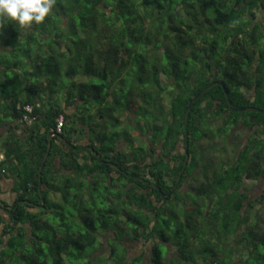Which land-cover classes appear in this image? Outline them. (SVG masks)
Segmentation results:
<instances>
[{
  "label": "trees",
  "instance_id": "16d2710c",
  "mask_svg": "<svg viewBox=\"0 0 264 264\" xmlns=\"http://www.w3.org/2000/svg\"><path fill=\"white\" fill-rule=\"evenodd\" d=\"M260 7L264 0H55L30 27L0 18V110L24 137L0 159L19 188L10 207L0 203L13 211L0 207V264H95L103 236L115 264H143V252L126 256L133 241L148 245L149 264H264V230L251 213L264 205V114L231 109L221 85L190 107L189 156L167 195L195 95L221 81L233 106L264 109ZM50 131L73 147L51 137L39 182ZM87 132L98 157L74 148ZM212 149L221 157L209 158Z\"/></svg>",
  "mask_w": 264,
  "mask_h": 264
},
{
  "label": "rangeland",
  "instance_id": "374dc122",
  "mask_svg": "<svg viewBox=\"0 0 264 264\" xmlns=\"http://www.w3.org/2000/svg\"><path fill=\"white\" fill-rule=\"evenodd\" d=\"M256 15H257V12H256ZM161 80L165 81V80L162 79V77H161ZM165 83H167V82L165 81ZM163 97L164 98H162V102H163L164 106L167 107L168 99L165 96H163ZM157 107L159 108V106H157ZM231 133L233 135H236L235 137H237L239 140L240 139L244 140V138L246 137V132L242 131L241 127H239V128L233 127L231 129ZM227 141H229V139ZM122 143H123V140L121 139L119 141V145L122 144ZM227 143H228L227 146L231 147V144L229 142H227ZM208 144H209V141L208 142L207 141H203L202 146L206 147ZM211 144H214V146L216 148L219 147V145H218L219 143H217L216 141L211 142ZM229 149H227L226 151H231ZM224 153H225V151H224ZM224 153L220 152V155H223L224 157L228 156L227 154H224ZM218 154H219L218 151L212 149L211 152H210V157L209 158L216 160L217 157H221V156H218ZM195 183H196V181H194V180L186 181L185 188L186 189H188V188L191 189ZM243 187H245L248 192H251L252 195L255 194V193H258V189H259L258 185L254 186L252 188V187H250L249 183H246ZM251 213H252V216H255V218L257 220L258 229L259 230H264V205L256 204L254 209H252ZM105 238L106 237H104V236L102 238H100L101 239L100 241H103L104 244H103V246L101 245L100 248H98L92 255V257L97 258V259L99 257L101 258V259H98V261L95 264H115V261L119 258V256L116 255L115 258H113V261L111 259H108V256L110 255L109 254V246L106 244V242H105L106 239ZM124 244L128 248V250L126 252L127 258H132V257L138 255L140 252H143V253H145L144 256H143V258H144L143 259V264H149L150 259H149V255H148L149 254L148 245L144 246L141 242H136V241L125 242ZM168 247L170 248V246H168ZM89 249H91V248L86 249V251H88ZM118 254H119V252H118ZM167 257L171 258L172 257V253L171 254H167L163 258V260L165 261ZM105 261H107V263ZM135 264H138V263H135ZM139 264H141V262ZM193 264H199V263L198 262L197 263L194 262Z\"/></svg>",
  "mask_w": 264,
  "mask_h": 264
},
{
  "label": "crops",
  "instance_id": "0c3cea01",
  "mask_svg": "<svg viewBox=\"0 0 264 264\" xmlns=\"http://www.w3.org/2000/svg\"><path fill=\"white\" fill-rule=\"evenodd\" d=\"M18 138L17 145L23 143V133L21 130V123L17 119H14L10 114L4 115L0 110V156L5 154L6 149L9 148V143L15 141ZM14 144V143H13ZM26 145V144H25ZM23 145V149H25ZM13 156L6 161L10 165H16L15 160H12ZM31 156L27 157V160ZM18 176L16 173L8 174L1 173L0 171V203L5 207H10L14 202L19 188L17 186Z\"/></svg>",
  "mask_w": 264,
  "mask_h": 264
},
{
  "label": "water",
  "instance_id": "95a60500",
  "mask_svg": "<svg viewBox=\"0 0 264 264\" xmlns=\"http://www.w3.org/2000/svg\"><path fill=\"white\" fill-rule=\"evenodd\" d=\"M215 85H221L223 87V90H224V94H225V97H226V101H227V104L228 106L233 109V110H243V111H257V112H260V113H263L264 114V109H261V108H258L256 106H242V107H235L231 104V101L228 97V92L227 90L225 89L224 87V84L223 82L221 81H214L213 83H211L210 85H208L206 88H204L200 93H198L197 95H195L187 104V107L184 111V116H183V129H184V133H183V137H184V151H185V158H184V161L181 165V168L179 170V173H178V176L175 180V182L173 183V185L171 186L169 192L167 193L170 194L176 187V185L178 184V182L180 181V178L182 176V173H183V170H184V167L186 165V162H187V159H188V146H187V141H188V114H189V110H190V107L192 106L193 102L198 99L199 97H201L206 91L210 90L213 86ZM52 136H56L60 141H62L65 145H67L68 147H73L71 146L62 136H59L57 135V133H55L54 131H50L48 133V136H47V145H46V150H45V153L40 161V164H39V169H38V180L39 182L41 181L40 177H41V168L45 162V159L49 153V150H50V147H51V137ZM74 148H81V147H74ZM94 155L95 156H98L97 152L94 150L93 151ZM113 167L115 168H118L117 165H112ZM134 177H137V176H134ZM139 178V177H137ZM141 180H143V178H139ZM148 182V181H146ZM150 184V183H149ZM150 185H153V184H150ZM157 189L159 190V187H157ZM160 195L162 198H165L167 195H165L163 192L160 191ZM41 196V194H40ZM41 205H43V199H41ZM26 203H31L30 201L28 200H25ZM0 207L5 211V212H11L13 213V211H9L7 208L5 207H2L0 205Z\"/></svg>",
  "mask_w": 264,
  "mask_h": 264
},
{
  "label": "clouds",
  "instance_id": "9594fccd",
  "mask_svg": "<svg viewBox=\"0 0 264 264\" xmlns=\"http://www.w3.org/2000/svg\"><path fill=\"white\" fill-rule=\"evenodd\" d=\"M55 0H0V18L14 21L21 27H30L44 21Z\"/></svg>",
  "mask_w": 264,
  "mask_h": 264
},
{
  "label": "flooded vegetation",
  "instance_id": "af4514ba",
  "mask_svg": "<svg viewBox=\"0 0 264 264\" xmlns=\"http://www.w3.org/2000/svg\"><path fill=\"white\" fill-rule=\"evenodd\" d=\"M256 11H257V19H256V21H258L260 24H262V32L264 33V7H260V8H258V9H256ZM87 118H88V113H85L84 114ZM96 120L94 119V122H95ZM98 121V120H97ZM98 125H100L99 124V121H98V123H97ZM103 124V123H102ZM99 128H102V126H100ZM88 133L89 132H87V134L84 136V140H82V144H80L79 145V147H81L82 149H85V150H89L90 152H92L93 153V151H94V149H93V145L90 143V140L88 139ZM119 141L120 140H118L117 142H116V145L118 146V148H120L121 146H124V143H122V144H120L119 145ZM147 142H148V138H147ZM148 147L146 148L147 149V153H148V157H147V160H148V162H150L152 159L150 158V155L152 154V147H150V145H148V143L146 144ZM80 149V148H79ZM176 149H179V146L176 148ZM93 155H94V153H93ZM96 157H98V156H96ZM100 159H102V161L103 162H105L106 164H108V165H113V163L112 162H110L107 158H100ZM115 165V164H114ZM150 165H152V163L150 164ZM113 167V166H112ZM115 170H117V171H119V169L118 168H115V167H113ZM68 174H71L72 173V170H68V171H66ZM127 175H131V174H127ZM132 176V175H131ZM151 179V180H150ZM146 181H148V185H149V187L150 188H152V189H157V187H159L156 183H155V181L154 180H152V178L149 176V175H147L146 176V179H145ZM153 184V185H150V184ZM174 183V182H173ZM173 183H172V185H173ZM179 183V182H178ZM171 185V186H172ZM178 185V184H177ZM176 185V186H177ZM158 190V189H157ZM159 191V190H158Z\"/></svg>",
  "mask_w": 264,
  "mask_h": 264
},
{
  "label": "built area",
  "instance_id": "2783aa9c",
  "mask_svg": "<svg viewBox=\"0 0 264 264\" xmlns=\"http://www.w3.org/2000/svg\"><path fill=\"white\" fill-rule=\"evenodd\" d=\"M26 110H27V112H31V109H32V107H31V105H25V107H24ZM28 116H24V118L23 119H26V120H29V118H27ZM56 121H57V123H56V132H60L61 131V127H62V123H63V118H62V116H60V117H58L57 119H56ZM0 159H1V156H0Z\"/></svg>",
  "mask_w": 264,
  "mask_h": 264
}]
</instances>
